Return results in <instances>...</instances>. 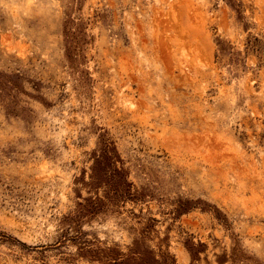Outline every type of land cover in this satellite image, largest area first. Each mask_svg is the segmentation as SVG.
Returning a JSON list of instances; mask_svg holds the SVG:
<instances>
[{"label":"rangeland","instance_id":"374dc122","mask_svg":"<svg viewBox=\"0 0 264 264\" xmlns=\"http://www.w3.org/2000/svg\"><path fill=\"white\" fill-rule=\"evenodd\" d=\"M0 264H264V0H0Z\"/></svg>","mask_w":264,"mask_h":264}]
</instances>
